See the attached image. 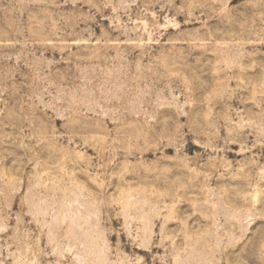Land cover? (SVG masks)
Wrapping results in <instances>:
<instances>
[{
	"label": "rangeland",
	"instance_id": "1",
	"mask_svg": "<svg viewBox=\"0 0 264 264\" xmlns=\"http://www.w3.org/2000/svg\"><path fill=\"white\" fill-rule=\"evenodd\" d=\"M0 264H264V0H0Z\"/></svg>",
	"mask_w": 264,
	"mask_h": 264
}]
</instances>
